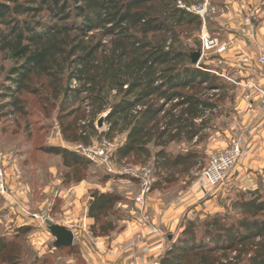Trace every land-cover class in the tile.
I'll list each match as a JSON object with an SVG mask.
<instances>
[{
  "label": "trees",
  "instance_id": "obj_1",
  "mask_svg": "<svg viewBox=\"0 0 264 264\" xmlns=\"http://www.w3.org/2000/svg\"><path fill=\"white\" fill-rule=\"evenodd\" d=\"M201 2L0 0V54L13 63L4 91L11 99L18 92L35 94L57 113L66 141L76 145H93L96 123L105 115L108 128L99 138L124 136L114 151L117 161H152L158 177L151 189L176 183L206 160L199 145L231 85L191 62L203 20L188 8ZM193 37L194 48L185 43ZM9 103L4 107H13L11 115H27L18 95ZM179 145L192 148L174 153L171 147ZM41 150L60 156L70 173L93 164L70 148ZM91 195L92 236L122 232V196L99 189ZM30 231L19 228L15 237ZM169 243L156 264H264L263 193L239 192L224 213L187 220ZM15 247L0 237V264H22Z\"/></svg>",
  "mask_w": 264,
  "mask_h": 264
},
{
  "label": "rangeland",
  "instance_id": "obj_2",
  "mask_svg": "<svg viewBox=\"0 0 264 264\" xmlns=\"http://www.w3.org/2000/svg\"><path fill=\"white\" fill-rule=\"evenodd\" d=\"M200 5H206L208 9L204 13V18L200 16L203 20V29L199 37L196 36L201 46L195 47L194 37L187 39L185 43L192 48L195 47V51L201 49L202 59L197 66L204 64L214 72L224 74L223 80L231 85L227 86V94L225 93L222 95L223 98L219 99L221 101L218 103H222L218 111L213 112L214 115L210 120L211 129L203 134L200 142L199 149L206 154V160H201L189 176L179 175V181L176 183L151 189L146 194L143 204L137 202V198L142 194L140 180L127 175L108 174L93 162L89 166L78 168V171L70 173L60 156L41 150L43 147L55 146L75 151L78 145L66 141L57 120V113L42 105L35 94L16 93V96L18 95L26 104L27 115L25 116L11 115L13 107H4L16 96L11 99L8 91H4V86L8 85L6 78L13 63L8 57L0 54V106L4 107L0 109L2 114L0 116V153L6 157L8 185V193H0V237L5 236L18 244L19 247H15L14 250L22 253V264H88L77 240L71 248H55V238L50 233L47 222L65 226L73 231L74 235L75 233L82 235L80 233L84 234L88 230L87 232H90L93 237L90 231L92 224L86 225L84 221L87 218L91 193L96 189L104 192L112 191L122 196L120 205L122 222L118 226L124 229L126 227L124 223L135 217L133 213L135 210L140 219L138 231L148 232L150 236H159L155 239L157 244L151 246L149 250L150 257H148L151 262L147 264L159 262L160 257L170 247L169 237L177 238L187 220L201 222L211 214L224 213L231 202L237 199L239 192L255 191L252 187L255 183L259 187L257 190H260L264 196V176H252L251 179L245 177L243 183L246 185V190L242 191H238L228 179L226 184L230 190L226 191L227 195L206 206L207 199L210 200L212 196L211 193L220 186L210 187L204 176L211 157L219 152L230 150L235 142H241L242 155L245 152L247 156L259 155L264 151V106L259 92L253 87L258 84L264 89V70L259 63L264 41L262 46H258L260 40L264 38V0H208L207 4L202 0L201 3L192 7ZM203 33L216 38L217 45L210 50H205L202 43ZM242 42L246 45L243 46ZM233 45L237 48L236 51H242L245 48V53L230 56V47ZM248 49L250 51H247ZM244 55L248 57L249 65L245 66V60L239 61ZM76 84V82L73 83V85ZM33 86H36V79ZM211 94H205V98L211 97ZM214 100H218V97L216 96ZM101 118H105V115ZM98 122L96 126L99 134L94 137L93 145H99L106 140L100 139L99 136L101 132L107 131L108 125L104 123L102 127H99ZM116 139L117 145H120L124 136H118ZM211 143L213 146L209 147ZM187 148H192V145L171 147L174 153ZM131 161L132 163L128 162V164L138 167L139 170L152 167V161L146 165H137L133 160ZM116 162L121 163L117 160ZM123 166L126 165H117L119 169ZM154 172L153 179L156 182L158 176ZM80 177H83L82 182L78 181ZM258 177H261V180ZM67 178H71L73 183H68ZM84 183L86 187L81 193H76L77 196L71 194L64 199V195L61 194L63 187H78ZM200 193L203 196L198 203L200 209L191 210L193 214L191 213L188 217L190 212L187 210V204ZM152 199L157 201L162 199L164 203L151 211ZM76 207L77 215H79L77 219L73 217ZM177 211L182 213L185 211V216L178 222L177 230L173 231V228H168L170 226L168 216ZM172 221L176 222V220ZM23 227H30L31 231L15 237L18 235V229ZM115 235L116 233L104 238L112 239ZM161 244L163 245L160 246ZM135 264L139 263L135 262Z\"/></svg>",
  "mask_w": 264,
  "mask_h": 264
},
{
  "label": "crops",
  "instance_id": "obj_3",
  "mask_svg": "<svg viewBox=\"0 0 264 264\" xmlns=\"http://www.w3.org/2000/svg\"><path fill=\"white\" fill-rule=\"evenodd\" d=\"M260 41L261 42H259L258 46L263 45L264 38H262V40ZM241 44L243 46L246 45L243 42ZM236 50L237 48H235L234 45L231 46L230 56H236L237 54L245 53V48L242 51H236ZM247 51H250V49H248ZM244 60L246 61V63H244L245 66L249 65L248 57L245 55L241 56V58L239 59V61L241 62H243ZM214 73L222 78L225 77L224 74L221 75L220 73H217V72H214ZM195 142H197V139H195L193 143L195 144ZM212 146H213V143H211L209 147H212ZM258 175L264 176V151H262L259 155H250V156H247L245 152L241 156L240 162L234 168L231 175L229 176V179H230L229 181H231L232 184L235 185L238 191L239 190L242 191V190H246V185H244L243 183L244 178L247 177L251 179L252 176L257 177ZM258 179L261 180V177H258ZM233 182H235V184ZM249 183L251 182L249 181ZM227 185L228 184H224L220 186V188H217L219 190L217 189L214 190V192L211 193L212 196L210 197V200L207 199L205 205L207 206L214 200L225 197L227 195L226 191L230 190L229 187L227 188ZM84 187H86L85 183L78 187H72V188L63 187L61 189L62 190L61 194L64 195L63 196L64 199L67 196H71V194H74L77 196L76 193L78 194L81 193ZM252 187H253V190L259 189V187L256 186V183L252 185ZM202 197L203 196L200 193L195 198H193L190 202H188L187 210L188 212H190L188 217H190L192 213L191 210L198 211L200 209L198 208V203L201 201ZM77 200H76V204L79 201ZM151 201H152L151 208H150L151 211L152 209L155 210L159 208V206H161V203H164L162 199L160 201L152 199ZM180 210H185V209H180ZM75 212H73V217L77 219L79 216L77 215L78 213L77 207L75 209ZM167 212L169 213V210ZM133 213L135 217L132 218L131 221H126L124 223L125 224L124 226L126 227L123 229V231L116 234L115 237L112 239L93 238L91 237L90 232H87L88 230L86 228H85L87 230L85 232L86 234L80 233L83 236L77 235L75 233V243L77 240L78 241L77 244L80 246L81 250H83L82 251L83 257L87 260L88 264H135V262H138L139 264H147L151 262L150 261L151 259L149 260V257H150L149 250L151 246H154L157 244V241L155 242V239L158 238L159 236L157 235L150 236L147 234L148 232H143V231L139 232L137 229L138 227L140 228L139 215H137L135 210L133 211ZM184 213L185 211L183 213L181 211H177V212H174L173 214H169L168 220L170 222V226H168V228H173L174 229L173 231H176L178 228V222H180V220L182 221V218L185 216ZM172 220H176V222ZM84 223L86 225H91L93 224V220L88 218L87 216V218H85ZM153 261L155 262V260Z\"/></svg>",
  "mask_w": 264,
  "mask_h": 264
},
{
  "label": "built area",
  "instance_id": "obj_4",
  "mask_svg": "<svg viewBox=\"0 0 264 264\" xmlns=\"http://www.w3.org/2000/svg\"><path fill=\"white\" fill-rule=\"evenodd\" d=\"M205 4L208 0H204ZM182 7H185L181 5ZM188 10L193 11L197 15L204 18V13L206 10V5H200L197 7L188 8ZM202 43L205 50H210L215 47L218 43L216 38L210 37L208 34L203 33ZM259 63L264 70V49L259 55ZM253 87L259 92L261 97V103L264 106V89L258 84L253 85ZM118 145L116 141L105 140L99 145H78L75 147V151L86 157L88 160L96 164L111 175H127L140 180L142 194L137 198V202L143 204L145 201V196L151 191L153 185V171L151 168L146 167L141 170L138 167H132L126 160L122 161L120 164L116 162L114 158V151L117 149ZM242 156V146L241 142H235L230 150L226 152H219L211 157V162L208 169L205 170L204 176L210 187H218L226 184L229 179V174L231 170L238 164ZM117 165L123 166L121 169ZM0 193H8L7 176H6V157L3 153H0ZM161 244L160 246H162Z\"/></svg>",
  "mask_w": 264,
  "mask_h": 264
},
{
  "label": "water",
  "instance_id": "obj_5",
  "mask_svg": "<svg viewBox=\"0 0 264 264\" xmlns=\"http://www.w3.org/2000/svg\"><path fill=\"white\" fill-rule=\"evenodd\" d=\"M201 59H202L201 49H199V50H197L191 54L192 64L197 66L200 63ZM104 122H105V118H101L98 122V126L102 127V125H104ZM47 225H48V229H49L50 233L55 238V244L54 245L57 249L71 248L74 246L75 235H74L73 231L69 230L65 226L56 225V224L52 223L51 221H48ZM169 239H171V236L169 237Z\"/></svg>",
  "mask_w": 264,
  "mask_h": 264
}]
</instances>
